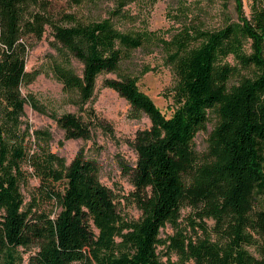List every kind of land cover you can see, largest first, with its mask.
Instances as JSON below:
<instances>
[{
  "label": "trees",
  "instance_id": "obj_1",
  "mask_svg": "<svg viewBox=\"0 0 264 264\" xmlns=\"http://www.w3.org/2000/svg\"><path fill=\"white\" fill-rule=\"evenodd\" d=\"M68 2L89 14L64 12L58 21L44 0H0V264H264V0L249 18L226 15L213 27L183 23L169 37L137 26L126 7L137 0H118L107 16L99 0ZM48 27L56 48L51 71L67 100L81 105L80 113L51 114L66 138H90L95 125H104L85 105L105 73L118 77L104 85L151 120L132 141L137 160L128 168L138 219L122 214L94 160L77 153L68 163L52 151L49 131L35 130L39 147L28 152L21 88L39 74L26 68L28 37L40 39ZM157 47L177 76L170 116L125 71L134 51ZM210 114L216 124L200 151L196 137ZM25 163L41 181L27 207ZM39 199L55 209H35ZM187 206L213 219V232L199 222L202 237L181 230L162 237ZM162 247L179 258L164 261Z\"/></svg>",
  "mask_w": 264,
  "mask_h": 264
},
{
  "label": "rangeland",
  "instance_id": "obj_2",
  "mask_svg": "<svg viewBox=\"0 0 264 264\" xmlns=\"http://www.w3.org/2000/svg\"><path fill=\"white\" fill-rule=\"evenodd\" d=\"M55 20L61 21L62 14L69 11H79L88 15L85 7L77 8L68 0H44ZM100 13L107 16L116 6L118 0H99ZM242 12L238 10L239 0H137L127 5L137 14V26L150 30H159L169 37L183 23L205 24L219 26L228 15L232 20H238L239 15L250 17L254 4L258 0H240ZM45 5V4H44ZM90 8V7H89ZM97 9V10H98ZM30 47L26 57L28 71H39L36 79L21 88L23 96L28 101L25 104L23 128L30 127L28 136V152L38 150L39 139L34 131L47 130L51 133L50 149L63 156L68 163L77 153H84L87 158L96 162L100 178L104 184L112 188L119 199L121 212L128 219H138L141 210L130 199L134 186L128 168L135 165L136 151L132 141L136 133L151 126L150 118L136 112L128 100L115 89L104 85L106 78H117L116 73H105L98 78L94 98L85 105V108H94L98 116L104 120V125H95L90 138H66L65 131L51 116L53 113L62 115L66 112L80 113L81 105L67 100L63 84L58 81L50 68L51 58L56 54L55 39L52 28L48 27L42 38L32 35L28 37ZM75 68L81 72L82 63L74 61ZM126 72H132L139 77L140 88L147 93L156 105L170 116L174 108V93L177 85V76L173 67L167 62L162 48H140L134 51L129 62L126 63ZM30 101V102H29ZM33 101L36 102L33 105ZM216 116L210 114L206 128L196 137L197 148L205 150L207 139L216 124ZM37 141V142H36ZM26 179L21 183L25 196L26 207L33 203V197L38 196L40 179L32 175L33 168L24 164ZM35 206L39 211L47 213L54 210L52 202L39 199ZM57 211V209H56ZM54 215V214H52ZM204 223L208 232H213L215 221L211 218H200L191 207H184L179 219V225L168 224L162 229V237L172 236L181 230L194 239L202 237L206 229L199 225ZM164 261H175L178 254L162 247ZM250 250L256 253L255 247ZM30 252H26L28 256ZM72 264H80L78 262Z\"/></svg>",
  "mask_w": 264,
  "mask_h": 264
}]
</instances>
